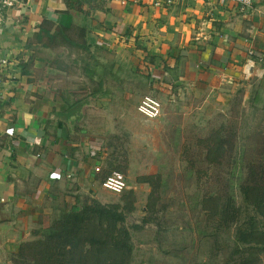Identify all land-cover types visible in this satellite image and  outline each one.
<instances>
[{"label": "rangeland", "instance_id": "rangeland-1", "mask_svg": "<svg viewBox=\"0 0 264 264\" xmlns=\"http://www.w3.org/2000/svg\"><path fill=\"white\" fill-rule=\"evenodd\" d=\"M69 37L82 43L75 32ZM121 44H90L59 61L61 82L70 86L56 106L83 103L77 130L85 143L82 161L92 164L93 180L83 177L76 203L119 202L122 192L132 190L135 208L126 213L125 225L139 228L129 229L130 264H235L247 248L233 242L235 224L208 219L200 200L229 196L240 208L239 221L252 213L237 185L245 163L264 153V74L231 68L223 78L202 68L207 81L190 87L177 77L187 71L184 58L168 66L166 54L152 55L135 39ZM76 89L81 92L72 94ZM143 95L160 102L157 117L137 112ZM221 123L233 127L235 146L221 164L209 165L197 140ZM141 175L158 177L154 195L136 182ZM16 246L0 237V264H13ZM258 258L264 264V253Z\"/></svg>", "mask_w": 264, "mask_h": 264}, {"label": "crops", "instance_id": "crops-1", "mask_svg": "<svg viewBox=\"0 0 264 264\" xmlns=\"http://www.w3.org/2000/svg\"><path fill=\"white\" fill-rule=\"evenodd\" d=\"M56 26L69 42L50 36ZM74 32L82 43L69 37ZM131 39L166 54L168 66L184 58L187 71L177 77L190 87L207 81L202 68L223 78L231 68L264 74V0L243 12L229 0H18L0 10V58L8 59L0 73V237L13 247L77 209L83 177L93 180L77 130L83 103L56 106L70 86L59 61L90 44Z\"/></svg>", "mask_w": 264, "mask_h": 264}, {"label": "trees", "instance_id": "trees-1", "mask_svg": "<svg viewBox=\"0 0 264 264\" xmlns=\"http://www.w3.org/2000/svg\"><path fill=\"white\" fill-rule=\"evenodd\" d=\"M43 24L50 28L53 23ZM50 25V26H49ZM50 32L65 38L60 26ZM44 29L49 34V29ZM235 131L221 123L210 130L197 143L203 148V160L209 165H219L235 146ZM263 138H261L262 140ZM244 176L238 183L242 202L252 213L239 221L240 208L229 196H203L202 210L208 219L233 222V242L246 245L237 256L235 264H259L258 255L264 253V153L245 163ZM136 182L149 186L148 195H154L158 187V177L141 175ZM151 198V196H150ZM77 202V196H74ZM134 195L127 189L119 196V202L102 203L90 198L79 204L77 209L63 211L40 231L33 230L35 238L20 241L15 249L13 264H130L132 248L129 229L138 230L139 225H125L126 213L134 210ZM150 209L153 200H147Z\"/></svg>", "mask_w": 264, "mask_h": 264}, {"label": "built area", "instance_id": "built-area-1", "mask_svg": "<svg viewBox=\"0 0 264 264\" xmlns=\"http://www.w3.org/2000/svg\"><path fill=\"white\" fill-rule=\"evenodd\" d=\"M18 0H0V10L5 9L6 7H11L14 5L15 2ZM175 1H181V0H154V4H172ZM232 2L233 5H235L238 9V11L243 12L246 10H249L252 7V0H229ZM252 52L249 51L248 55H251ZM8 59L7 58H0V73L2 70L7 66ZM1 98V95H0ZM137 112L143 116L144 118L151 119L155 118L160 114L161 105L160 102L150 96V95H143L139 102L136 105ZM52 174L55 176H60L61 172L57 169L52 170ZM69 176V175H67Z\"/></svg>", "mask_w": 264, "mask_h": 264}, {"label": "water", "instance_id": "water-1", "mask_svg": "<svg viewBox=\"0 0 264 264\" xmlns=\"http://www.w3.org/2000/svg\"><path fill=\"white\" fill-rule=\"evenodd\" d=\"M257 71H259V69H255L254 72H253V74L256 75V76H257L258 73H259V72H257Z\"/></svg>", "mask_w": 264, "mask_h": 264}]
</instances>
